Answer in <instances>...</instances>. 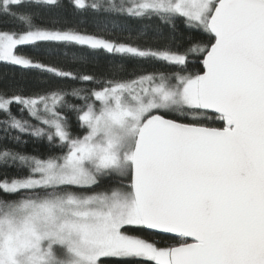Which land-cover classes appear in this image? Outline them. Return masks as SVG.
<instances>
[{
	"label": "snow or ice",
	"instance_id": "snow-or-ice-1",
	"mask_svg": "<svg viewBox=\"0 0 264 264\" xmlns=\"http://www.w3.org/2000/svg\"><path fill=\"white\" fill-rule=\"evenodd\" d=\"M70 3L0 0V62L47 78L0 90V264H264V0Z\"/></svg>",
	"mask_w": 264,
	"mask_h": 264
},
{
	"label": "trees",
	"instance_id": "trees-1",
	"mask_svg": "<svg viewBox=\"0 0 264 264\" xmlns=\"http://www.w3.org/2000/svg\"><path fill=\"white\" fill-rule=\"evenodd\" d=\"M62 3V11L64 13H71L72 7L70 0H61ZM111 19L114 20L115 23H127L129 27L133 30V35L135 34V29L137 28V22L133 21H124L121 17H112ZM16 27L15 22H11L8 17L0 16V29H14ZM90 31L93 30V25L91 23L85 25ZM165 31V35H169L167 30ZM115 35L117 36H123L126 37L129 35L128 32H115ZM176 43L177 44H183L186 48L188 46V37H193L194 39H198L201 42L206 43L207 42V34H196L192 33L186 30V26L183 24H178L177 32H176ZM25 51L28 54H31L35 56L38 59L48 61L51 60L52 57H50L47 53L43 52L42 50L38 49H32V48H26ZM67 53V56L69 58V62H71L70 58L74 54L75 50H64ZM77 55H80L81 53H76ZM190 60L192 63L188 65L187 71L192 72H199L202 70V57L199 55H193L190 57ZM113 63H119V61L105 53H99L89 58V62L87 63L85 67V71L90 72L92 74H95L97 76L101 75H107L108 72L111 69V66ZM151 67L159 69V70H165L170 71L172 69H167L163 65L155 64ZM47 78L40 76L36 72H30L23 70L16 66L7 65L5 63L0 62V90L4 89H10L13 87H22L26 89L29 92L32 91H38L41 90L45 84H46ZM65 85H69L71 82L65 81L63 82ZM72 86H81V85H72ZM68 90L70 91L71 88L69 87ZM70 103H79L78 100L69 98ZM210 119L206 121H201L203 123H207L210 126H220L218 121H214L212 119L213 114L211 112H208L206 114ZM3 116L0 115V119H2ZM24 118H27L25 115ZM70 120L73 122V131L76 134H80V129L75 125V113L70 114ZM35 121H33L34 123ZM25 139L28 141L26 145H22V149L26 152H30L33 154H45L49 151V145L46 140H34L29 137H25ZM8 171L10 174H15V169H0V172ZM108 181H102L101 182V188L96 189L97 191L103 190L108 186ZM151 238L157 241H162L161 246H168L169 244H174L176 241L170 236V235H151ZM109 264H115L114 261H110Z\"/></svg>",
	"mask_w": 264,
	"mask_h": 264
}]
</instances>
